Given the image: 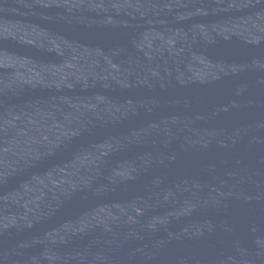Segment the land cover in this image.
<instances>
[{
  "label": "water",
  "instance_id": "95a60500",
  "mask_svg": "<svg viewBox=\"0 0 264 264\" xmlns=\"http://www.w3.org/2000/svg\"><path fill=\"white\" fill-rule=\"evenodd\" d=\"M0 264H264V0H0Z\"/></svg>",
  "mask_w": 264,
  "mask_h": 264
}]
</instances>
